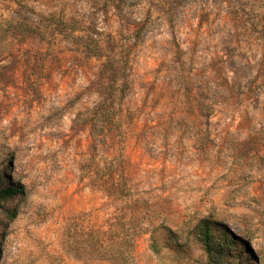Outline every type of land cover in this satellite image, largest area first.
<instances>
[{
    "label": "rangeland",
    "instance_id": "obj_1",
    "mask_svg": "<svg viewBox=\"0 0 264 264\" xmlns=\"http://www.w3.org/2000/svg\"><path fill=\"white\" fill-rule=\"evenodd\" d=\"M0 187V264H264V0H0Z\"/></svg>",
    "mask_w": 264,
    "mask_h": 264
},
{
    "label": "trees",
    "instance_id": "obj_2",
    "mask_svg": "<svg viewBox=\"0 0 264 264\" xmlns=\"http://www.w3.org/2000/svg\"><path fill=\"white\" fill-rule=\"evenodd\" d=\"M17 193H20L17 188L7 187L2 189L0 187V206ZM196 240L206 254L208 264H226L225 258L230 239L223 232L217 230L208 220H203L198 225ZM232 244L233 242H231Z\"/></svg>",
    "mask_w": 264,
    "mask_h": 264
}]
</instances>
